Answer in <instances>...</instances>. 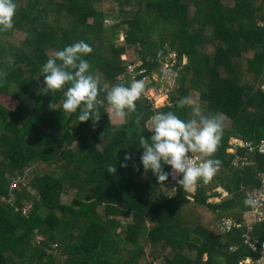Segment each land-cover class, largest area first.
<instances>
[{"label":"trees","instance_id":"trees-1","mask_svg":"<svg viewBox=\"0 0 264 264\" xmlns=\"http://www.w3.org/2000/svg\"><path fill=\"white\" fill-rule=\"evenodd\" d=\"M17 4L13 29L0 32L6 73L0 96L17 100L11 108L0 101V264H150L159 257L166 264H242L255 257L243 243L242 214L250 207L245 193L261 184L264 152L228 148L231 136L264 139V0ZM107 18L114 22L105 24ZM79 40L92 47L85 59L103 89L96 122H79L78 112L62 109L66 89L39 91L41 66ZM170 51L178 64L183 56L187 62L169 103L154 108L142 93L124 120L109 118L106 92L130 84L127 65L141 61L136 80L151 79L144 89L159 85L152 78L161 75L158 60ZM183 97L206 114L223 115V136L212 154L221 166L193 192L176 182L168 194V180L144 171L139 138H150L148 122L157 111L192 118L191 107H177ZM125 154L131 159L122 167ZM109 164L116 172H107ZM223 215L240 225L222 233ZM251 233L264 240V220Z\"/></svg>","mask_w":264,"mask_h":264},{"label":"clouds","instance_id":"clouds-1","mask_svg":"<svg viewBox=\"0 0 264 264\" xmlns=\"http://www.w3.org/2000/svg\"><path fill=\"white\" fill-rule=\"evenodd\" d=\"M17 9V0H0V32L13 29ZM91 52L92 47L84 40H79L56 51L54 57L48 58L40 69L43 75L40 93L66 89L62 109L68 113L78 112L79 122L98 121V106L104 102L98 98L103 89L90 70L89 61L85 59ZM7 60L11 64L13 58L8 57ZM5 75L0 71V78ZM144 88L143 80H133L127 86L116 84L107 90L105 98L111 109L109 118L114 116L124 120L136 109L135 102ZM185 105L191 107L193 115L190 119H181L173 111L155 112L150 117L152 135L148 139L141 136L139 147L142 149L140 162L145 172L151 170L158 182L167 181L170 175L173 178L179 176L177 183L190 189L200 180H210L220 168L221 161L212 158V154L221 142L224 122L222 114H206L190 97H183L177 102V107ZM191 153L202 154L204 158L193 160ZM130 159L131 156L125 154V162L121 166L127 167L126 161ZM165 165L171 166V171H165ZM116 170L117 165H108L107 172ZM245 203L252 201L246 199Z\"/></svg>","mask_w":264,"mask_h":264},{"label":"built area","instance_id":"built-area-1","mask_svg":"<svg viewBox=\"0 0 264 264\" xmlns=\"http://www.w3.org/2000/svg\"><path fill=\"white\" fill-rule=\"evenodd\" d=\"M183 59H185L183 57ZM178 64L176 53L170 51L167 55H163L159 58L160 63V73L159 79L165 81L166 85L170 87V90L173 88L175 81L178 76V71L181 69L182 65L185 63L183 61ZM141 61H137L134 64L127 65V73L131 81L136 80V66L140 65ZM139 72H143V69H139ZM154 80L155 76H153ZM141 80L145 82H149L151 79H148L146 76L142 77ZM165 84L154 85L144 89L143 96L154 102L155 99L160 95V93H167L168 87ZM152 88V94L148 93L147 89ZM158 95V96H157ZM229 140L230 147L228 151L235 153L239 148H244L248 152H254L256 149L260 152H264V139H261L259 142H254L251 140H243L241 137L233 136ZM193 160H197L198 158L201 159L200 155L197 153L190 154ZM241 156L235 154V163L236 161H240ZM241 164H247L248 161L244 158ZM168 171H171V166L168 167ZM182 175V174H181ZM180 177L177 176L173 178L171 175L169 176L167 184H175ZM12 186V185H11ZM175 187V186H174ZM185 189V188H184ZM188 192H193L194 187L190 189H185ZM225 191V190H224ZM227 191H225V195ZM246 199H250L252 203H250V207L243 211L242 214V224L246 227L242 234L243 243L248 247L250 251H252L255 257L246 256L241 260L242 264H264V240L253 236L252 226L259 221L264 220V175L261 176V184L259 187L252 189L251 191H247ZM219 229L222 233H227L230 229L235 225H240L236 223L232 218L221 217L218 220ZM234 249V247H232ZM150 264H166V261L163 257H159L156 259H152Z\"/></svg>","mask_w":264,"mask_h":264},{"label":"rangeland","instance_id":"rangeland-1","mask_svg":"<svg viewBox=\"0 0 264 264\" xmlns=\"http://www.w3.org/2000/svg\"><path fill=\"white\" fill-rule=\"evenodd\" d=\"M221 1L225 5H232L234 3V0H221ZM112 22H114V19L113 18H107L106 21H105V24L109 25ZM260 24H264V22H260ZM122 38H123V33L121 32V33L118 34L117 40H120ZM122 58H125V55H122ZM183 61H185V63H186L187 62V58L183 59ZM153 76H155V79L158 82V84H160V85L161 84H165L166 85L165 81H163L162 79H159V75L158 74L154 73ZM176 85H177V83L173 86V88L171 89V91H169L170 90V87L166 85L168 87V92L167 93H160L161 96H159L157 98H153V99H155L154 102H153L154 108H159V107H161V106L169 103V99H170L169 97L171 96V93L172 92L174 93V91H172V90L174 89V87H176ZM263 87H264V82H263ZM147 90H148V93L149 94H152L153 93L152 92V88L151 89L149 88ZM0 101L2 103H4L5 105H7L9 108L14 107L15 104L17 103V100L16 99L11 98L10 96H6V95H1L0 96ZM109 111L111 112V109L110 108H109ZM111 118L114 121L115 117L114 116H111ZM148 126H149V129H150L151 128V119L148 122ZM241 139H243V138L241 137ZM229 140L231 141V139H229ZM243 140H248V139H243ZM197 154H199V153H197ZM199 155H202V154H199ZM26 176H28V174H26ZM164 188L168 192V194H173V191L175 189L174 184H167V185L164 186ZM219 189H221V188H218L217 190H219ZM219 191H222V196L225 195V191L224 190H219ZM213 198H211V199L213 200ZM219 199H221V198L220 197L219 198H214L215 201H218ZM100 210L101 211L103 210L102 207L100 208ZM147 250H148V247H147L146 251Z\"/></svg>","mask_w":264,"mask_h":264},{"label":"crops","instance_id":"crops-1","mask_svg":"<svg viewBox=\"0 0 264 264\" xmlns=\"http://www.w3.org/2000/svg\"><path fill=\"white\" fill-rule=\"evenodd\" d=\"M219 190H223V189L221 188V189H219ZM214 198H217V197H214ZM214 198H213V200H212V199H209V200H211V201H215ZM218 198H219V197H218ZM245 210H246V209H245ZM222 217L231 218L230 216H225V215H223ZM220 218H221V217H220Z\"/></svg>","mask_w":264,"mask_h":264}]
</instances>
